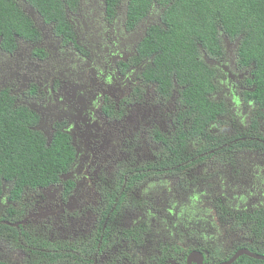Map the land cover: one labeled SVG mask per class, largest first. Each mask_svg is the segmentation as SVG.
I'll list each match as a JSON object with an SVG mask.
<instances>
[{"label": "flooded vegetation", "instance_id": "af4514ba", "mask_svg": "<svg viewBox=\"0 0 264 264\" xmlns=\"http://www.w3.org/2000/svg\"><path fill=\"white\" fill-rule=\"evenodd\" d=\"M125 1L109 14L106 0H75L59 20L35 9L34 32L0 36V93L47 147L61 134L73 149L47 186L14 198L2 182L0 262L264 263L250 257H264V80L238 39L202 49L219 63L207 97L221 112L194 131L183 87L172 77L162 92L140 50L161 12L128 29Z\"/></svg>", "mask_w": 264, "mask_h": 264}, {"label": "trees", "instance_id": "16d2710c", "mask_svg": "<svg viewBox=\"0 0 264 264\" xmlns=\"http://www.w3.org/2000/svg\"><path fill=\"white\" fill-rule=\"evenodd\" d=\"M21 1L43 16L59 20L62 8L75 0H0V36L4 41L13 33L34 32L30 19L17 6ZM120 1L106 0L107 13L111 14ZM126 2L128 29L144 18L151 6L162 10L163 26L147 30L148 36L142 41L140 50L142 56L153 57L162 92L171 88L172 77L183 87L180 100L188 111L194 131L201 133L221 112V108L207 97L213 91V71L199 59L200 50L209 56L218 55L222 36L238 39L239 55L244 64L253 62L254 72L264 80V0ZM28 120L26 109H12L9 95L0 93V195L2 182L10 188L14 198L24 188L47 186L58 180L72 159L73 149L64 135H54L47 147L39 133L29 130L32 122ZM32 241L29 236L28 244Z\"/></svg>", "mask_w": 264, "mask_h": 264}, {"label": "water", "instance_id": "95a60500", "mask_svg": "<svg viewBox=\"0 0 264 264\" xmlns=\"http://www.w3.org/2000/svg\"><path fill=\"white\" fill-rule=\"evenodd\" d=\"M126 2V1H125ZM124 2V3H125ZM126 5H127V2H126ZM34 13H36V11L33 9V8H30V12L29 13H25L26 15H28V16H30L31 17V15L32 14H34ZM225 42H227V40H225ZM200 52H201V55H202V57H201V59L203 60V62L206 64V65H208V66H212V67H218L219 66V63L216 61V60H213V59H211V58H209L206 54H205V52L203 51V50H200ZM250 257H252V258H254V259H259V260H264V257H256V256H253V255H250Z\"/></svg>", "mask_w": 264, "mask_h": 264}, {"label": "rangeland", "instance_id": "374dc122", "mask_svg": "<svg viewBox=\"0 0 264 264\" xmlns=\"http://www.w3.org/2000/svg\"><path fill=\"white\" fill-rule=\"evenodd\" d=\"M120 5L118 4V7ZM158 7L156 6L153 10H151V12L149 13L151 16L149 17L150 19L158 17L160 15V12H162V10H158ZM152 17V18H151ZM149 22H151V20H148ZM51 135V134H50ZM226 162H229L228 160ZM184 174H182L181 176H183ZM15 258V255L12 254H4V260L8 261L9 263L12 262Z\"/></svg>", "mask_w": 264, "mask_h": 264}, {"label": "clouds", "instance_id": "9594fccd", "mask_svg": "<svg viewBox=\"0 0 264 264\" xmlns=\"http://www.w3.org/2000/svg\"><path fill=\"white\" fill-rule=\"evenodd\" d=\"M27 7H29V12H30V8H32V7H30V5L28 4V6ZM34 9V8H33ZM35 10V9H34ZM8 264V263H7Z\"/></svg>", "mask_w": 264, "mask_h": 264}]
</instances>
